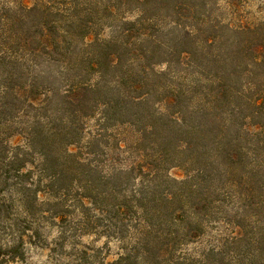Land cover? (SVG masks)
I'll use <instances>...</instances> for the list:
<instances>
[{"label": "rangeland", "instance_id": "374dc122", "mask_svg": "<svg viewBox=\"0 0 264 264\" xmlns=\"http://www.w3.org/2000/svg\"><path fill=\"white\" fill-rule=\"evenodd\" d=\"M50 1L62 11L68 3L73 14L79 13L74 22L62 13H43L59 27L58 35L64 34L62 30L81 29L90 38L118 37L116 72L104 71L98 87H115L112 81L120 71L128 70L131 81L151 95L140 112L156 110L164 117L162 121L151 117L158 134L144 137L135 149L139 152L129 149L128 154H119L109 148L113 142L105 136L119 135L131 143L136 134L131 129L107 127L98 143L93 138L98 125L94 115L83 128L80 143L69 150L95 170L60 171L59 162L42 173L36 168V183L31 186L39 184L41 203L31 208L30 222L16 202L18 195L12 185H18L20 177L16 163H10L7 147L16 139L11 136L25 125L9 122L1 113L0 197L5 208L0 214V264H264V103L258 108L250 104L264 96V57L253 51L258 45L264 47L261 1L238 0L232 8L225 5L226 0H179L164 7L149 4L140 15L131 0H110L109 5L115 7L113 18L104 14L106 0ZM136 16L140 26L121 22ZM31 24L28 19L20 27L32 32ZM237 25H245L249 31L237 35L231 30ZM237 40L241 51L231 64L228 56ZM72 47L75 54H66L70 60L67 68L39 58V68L30 74L22 71L20 77L15 74L13 80H8L9 73L14 74L11 69L3 72L0 68V88L8 84L20 87L23 81L35 78L38 87L51 92L47 110L54 109L66 81L76 76L84 82L96 80L93 73L83 72L88 69L87 61H77L81 46L71 44L69 52ZM180 49L187 54L180 56ZM233 90L242 91L241 101L232 100ZM165 96L173 100L168 111H180L179 125L163 124ZM6 102L24 107L9 96ZM133 128L142 129L141 120ZM168 132L169 141L158 144L159 135ZM138 158L142 172L116 171L120 161L137 163ZM134 190L144 198V206L139 211L127 206L117 216V205L124 198L131 200ZM244 190L252 192L246 209L238 199ZM165 194H174L188 204L201 202L197 242L171 249L138 246L132 227L144 221L155 224L158 220L143 211L150 212L152 204L160 205L158 196ZM152 195L159 199L157 203ZM168 226H159L157 233L173 230ZM153 236L151 233L148 239ZM15 237L20 238L19 249L5 246ZM12 251L19 258L9 260Z\"/></svg>", "mask_w": 264, "mask_h": 264}, {"label": "trees", "instance_id": "16d2710c", "mask_svg": "<svg viewBox=\"0 0 264 264\" xmlns=\"http://www.w3.org/2000/svg\"><path fill=\"white\" fill-rule=\"evenodd\" d=\"M131 1L136 5L138 13L141 15L149 4L164 7L170 6L179 0ZM239 1L242 2V0ZM260 1L264 7V0ZM237 2L238 0H226L224 3L229 7L236 8ZM51 4L50 0H0V68L3 72L7 68L14 72V74L9 73V71L6 72L10 74V77L7 75L8 80H13L15 74H18L15 77H20L24 75V72L28 74L32 73L42 63H37L39 58L45 59L47 61L46 64H61L64 68H67L70 60L66 57V54H75L74 47L69 52L70 45L73 44L76 47L79 44L81 46V53L78 52V55L76 54L77 61L85 59L88 69H83V72L93 73L96 80L84 82V79L76 76L75 79L66 81V88L63 89L58 98L59 106L57 105L49 111L47 107L50 103L49 94L51 92L46 88L38 87L35 83V78L23 81L20 87H10L12 84H8V86L0 88V114H5V120L9 122L23 123L25 125L19 129L18 133L11 136V138L16 136V139L14 142L10 141L7 147L10 154V163L11 161L16 163L15 171L18 177H20L19 184L14 183L12 185L15 188V194L18 195L16 202L30 222L33 220L31 208L41 203L38 197V192H40L39 184L31 186L36 183L33 182L36 168H38L37 171L42 173L48 168L52 169V167H55L54 162H59L58 165L62 166L60 171L77 173L80 167L90 168V171L95 170L93 165L84 164V161L79 156H76L75 153L69 150V147L80 143V134L84 133V126L94 115L98 116V119L95 120L98 122V125L93 138L98 143L103 139V132L107 130V127H112L111 129H116V131L120 128L124 131L131 129L129 131H133L136 134L133 140L130 141L131 143L123 141L119 135L105 134V137L111 139L113 142L108 147L119 154H128L129 149H131V153L139 152L135 149L139 148L144 137L158 134V130L153 124L151 117L159 121H162V116L164 117L161 113H156V110L150 109L149 112H140L144 109V105L148 103L151 95L142 92V87L131 81V74L128 73V70L125 72L120 71V75L112 81L115 87H98L99 80L104 71H115L117 69V46H115V42L118 37L112 36L111 40L102 39L98 36L90 38L87 32H80L81 29L78 32L62 30L64 34L58 35L60 32L59 27L56 26L55 22L48 21L43 13L51 11L54 14L62 13L63 18H70L72 22L78 18L79 13L74 12L75 14H73L68 3H66L64 11L53 7ZM109 4L110 0H106L104 14H109L113 18L115 7ZM190 18L193 19L192 17ZM28 19L32 20V24L29 25L33 29L32 32L25 31L20 27ZM121 22L123 25L130 27L141 25L139 16H136L132 21L124 19ZM231 30L235 34L241 35L245 31H249V28L245 27V25H237L232 26ZM124 32H127V29L122 30V34ZM203 43L206 44V41ZM231 49L233 51L228 57H230V63L232 64L241 51V42L237 40ZM253 51L256 56L264 57V47L262 48L258 45ZM184 53L187 54L185 51H181V49L178 52L180 56ZM27 63L29 65H26ZM72 66L75 67L73 63ZM144 68L146 69L147 67ZM124 83L128 87H123ZM234 92L235 95L232 100L241 101L242 91H238V94L237 90H233ZM102 93H109L110 95L106 97ZM7 96L14 101L21 102L24 106L23 109L20 106L17 108L15 105L7 103ZM172 103L173 100L169 96H165L162 101V110L166 113L163 124L166 126L171 124L179 125L181 123L179 110L173 113L170 110L168 111ZM263 103L264 96L258 97L250 104L253 108H258ZM237 114L240 115L241 113L238 112ZM21 117L26 120L19 122L18 120ZM138 120H141V123H143L142 129L133 128V124ZM244 127L243 123L242 129ZM238 129L239 126H237L236 130ZM168 134L169 132L165 135H159V137L162 136V140L158 144L165 145L169 141ZM104 146L107 147V145ZM57 153L62 154L57 155ZM61 160L62 162H60ZM136 160H138L137 163L127 160L120 161L116 171L118 173L127 171L142 172L143 167L140 166L139 158ZM145 168L146 171L149 170L148 167ZM110 170H113V168ZM132 193L133 195L129 198L131 200L124 198L121 201L122 203L117 205V216L123 215V211H125L127 206L135 208L137 211L141 210L142 206H144L142 205L144 198L140 196L139 191L134 190ZM251 195L252 192L244 190L238 196V199L244 206L243 209L247 208V201L251 198ZM158 198L162 201L160 205L152 204L149 207L150 212L143 211L144 215L145 212L147 214L150 213V217L158 221H155L153 225L144 221L145 224H139L136 228L132 227L136 234L135 244L146 249L148 246H150V249H171V246L178 248V246L183 244L196 243L198 230L200 229L197 219L201 202L193 201L195 203L188 204L185 203V200L180 201L181 198H178L174 194L159 195ZM158 198L156 199L155 195L151 197L154 203H157ZM162 207L165 208L163 212L161 210ZM4 208L3 197H0V214ZM80 214V216H83L82 212ZM165 224L169 225L167 229L173 227V230H168V233L158 234V227H164ZM151 233L154 236L153 239L149 240L148 238ZM19 243L20 238L15 237L11 243L5 244V246H9V249H19ZM15 258H19L18 253L12 251L9 260Z\"/></svg>", "mask_w": 264, "mask_h": 264}]
</instances>
